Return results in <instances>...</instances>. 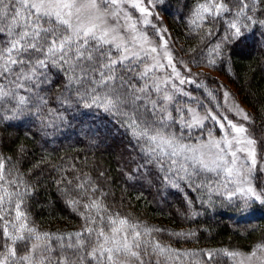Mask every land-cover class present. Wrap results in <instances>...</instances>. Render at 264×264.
I'll use <instances>...</instances> for the list:
<instances>
[{
	"label": "snow or ice",
	"instance_id": "6c2138e0",
	"mask_svg": "<svg viewBox=\"0 0 264 264\" xmlns=\"http://www.w3.org/2000/svg\"><path fill=\"white\" fill-rule=\"evenodd\" d=\"M154 8L155 0H0V121L31 118L48 136L52 120L45 109L62 123L68 112L107 114L129 133L132 150L142 154L145 165L163 173L165 184L181 191L186 184L198 192L206 186L202 177L213 174L219 179L215 188L207 181L209 193L222 188L235 211L251 213L254 202L264 205V189L258 191L253 183L256 172L264 171V142L229 113L245 122L252 117L235 101L229 105L228 91L223 94L228 106H222L216 90L203 80L197 87L204 97L181 86L197 83L193 77L204 74L203 69L193 73L190 65L216 66L225 57L230 61L225 48L244 39L254 26L264 36V0H197L187 24L197 34L207 26L200 37L206 47L199 53L190 48L189 61L170 48V31L155 18ZM221 19L223 35L213 30ZM206 100L216 101L217 111ZM53 102L60 110L48 107ZM17 152L15 162L0 154V264H216L220 252L235 264H264V241L247 253L181 250L162 243L153 236L162 229L111 213L106 193L87 174L75 177L78 182L71 190L72 180L56 181L66 206L84 220L81 229L41 231L26 205L39 184V178L29 177L44 161L23 172L27 149L21 145ZM199 199L211 203L210 195ZM185 200L191 210L193 199L186 194ZM172 235L195 237V232Z\"/></svg>",
	"mask_w": 264,
	"mask_h": 264
},
{
	"label": "trees",
	"instance_id": "16d2710c",
	"mask_svg": "<svg viewBox=\"0 0 264 264\" xmlns=\"http://www.w3.org/2000/svg\"><path fill=\"white\" fill-rule=\"evenodd\" d=\"M196 2L159 0L156 6L167 19L176 52L187 61L192 55L188 51L190 48L196 47L199 53L201 47H206L201 45L200 37L207 31V26L197 34L190 31L187 24L188 14ZM218 23L220 27H214L213 30L223 35V20ZM261 31L260 26L256 25L253 31L246 32L244 39L228 45L225 52L229 54L230 61L225 57L216 66H191L217 71L236 87L235 94L251 107V131L258 141L264 142V36H261ZM210 42L214 44L216 41ZM202 79L209 88L216 90L217 101L222 105L218 91L221 83L209 75ZM188 90L194 96H206L203 89L196 85ZM205 103L208 104V101ZM215 103L208 104L213 111H217ZM48 107L60 110L55 102ZM81 112L88 110L82 109ZM45 115L52 120L47 128L51 133L48 136L42 134L38 122L31 118L24 121H0V154L12 157V162H15L19 159L17 149L23 145L27 149V161L21 167L23 172H27L33 164L44 161L40 170L29 177L31 181L39 178V184L26 205L32 223L41 231L66 233L81 229L84 220L66 206L56 181L62 178L65 181L72 180L73 185H69L71 190L78 182L74 178L87 174L106 193L104 202L111 213L127 216L131 222L139 221L148 227L162 229L161 232H154L153 236L173 248L228 249L247 253L254 244L264 241V205L256 201L251 205L254 209L251 213L235 211L234 201L229 202L222 195V188L220 192L213 190L209 193L207 181L211 180V186L215 188L219 179L213 174L202 177L206 186L198 192L186 184H182L183 191L172 188L165 184L163 173L155 165H145L142 154L132 150L129 133L116 119L95 110L87 116L68 112L66 115L69 119L63 123L55 118V114H48L47 109ZM72 116L76 118L72 119ZM211 126L209 121L208 127ZM216 133L220 134L219 131ZM131 142L135 143L134 140ZM260 155L264 157V151ZM253 183L258 191L264 189L258 176L254 177ZM186 194L193 199L191 210L185 200ZM209 195L211 203L202 204L199 197L208 200ZM192 210L199 214L191 215ZM181 231L195 232V237L172 235ZM216 264L235 262L220 252L216 255Z\"/></svg>",
	"mask_w": 264,
	"mask_h": 264
},
{
	"label": "rangeland",
	"instance_id": "374dc122",
	"mask_svg": "<svg viewBox=\"0 0 264 264\" xmlns=\"http://www.w3.org/2000/svg\"><path fill=\"white\" fill-rule=\"evenodd\" d=\"M158 2H159V0H155V8H154V12H155L156 14H158V16L155 17V18H156V19H159L160 24H161L162 27H167V28H168L167 19L165 18V16H164V15H163V14L157 9V7H156L157 4H158ZM149 34L151 35V32H150ZM153 39L155 40V37H153ZM167 39H168L169 42H170V43H169L170 48L173 49V50L176 52V49H175L174 46H173L174 40H173L171 34H170L169 36H167ZM176 54H177V56H179V57H181V58H183V59L186 60V58H185L184 56H181L180 53H177V52H176ZM186 61H187V60H186ZM190 66H191V65H190ZM178 67H180V70H181L182 73H184L185 75H187V73L185 72V70L183 69L182 66L178 65ZM191 68H192V72H193V73H196V72L200 71L201 69H203L204 74H203V75H200V76H198V77H195V76L193 77V79H195V80L197 81V83H185L184 85H182L181 87H183L186 91H190V90H188V89H190V88L193 87L194 85L197 86L198 82H199L200 80H203V79H202L203 77H208V75H209L210 78H213V79L217 80L218 83H221V85L219 84V86H218V91H219V93H220L222 106H224V107H227V106H228V105H224V95H223V94H224V91H228V92L230 93V96L228 97L229 105H230L233 101H235L237 104H239V106H240L241 108L245 109V110L249 113V115H250L251 107H249L247 104H245V103L241 100V98H240L239 95L235 94V93H236V87H235L230 81H228V79H227L224 75L220 74V73L217 72V71L210 70V69H206V68H201V67L196 68V67H193V66H191ZM170 71H171V69L169 68V69H168V72H170ZM163 74H164L163 72L160 73L161 76H163ZM177 83H179V81H177ZM186 99H188V98H187V97H181V98H180V101H182V102H188V100H186ZM180 101H178V102H180ZM222 110H223V108H222ZM201 112H203L202 109H201ZM229 118H230V119H233V120L236 121V122L246 123V124L249 126V128H250V121H248V122L243 121L242 118H241V117H237L236 114H235L234 112H233V113H229ZM217 128H218V126H217ZM250 130H251V129H250ZM215 134H216L217 136H219V135H221L222 133H220V134L218 135V134L215 132ZM262 162H264V161H262ZM255 176H258V177H259V180H260V181L262 182V184L264 185V171H259V170H258V171L256 172Z\"/></svg>",
	"mask_w": 264,
	"mask_h": 264
}]
</instances>
